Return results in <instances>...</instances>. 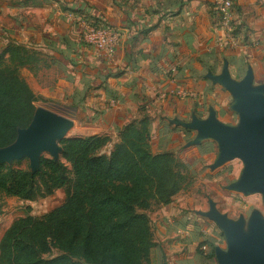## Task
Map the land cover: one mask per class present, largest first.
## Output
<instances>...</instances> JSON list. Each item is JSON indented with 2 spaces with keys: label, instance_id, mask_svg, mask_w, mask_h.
<instances>
[{
  "label": "crops",
  "instance_id": "0c3cea01",
  "mask_svg": "<svg viewBox=\"0 0 264 264\" xmlns=\"http://www.w3.org/2000/svg\"><path fill=\"white\" fill-rule=\"evenodd\" d=\"M2 1L0 26L7 30V39L38 59L19 69L35 97L34 105L69 107L76 137L108 136L106 154L118 131L143 117L148 119L154 154L172 152L178 157L209 143L187 147L195 133L172 121L189 122L192 115L203 120L210 109L223 124L237 118L228 108L229 93L206 78L208 72L219 75L225 62L231 79L240 81L250 68L253 84L264 85V0H232L236 27L232 44L218 27L215 0ZM84 18L121 32L112 66L80 42L78 20ZM6 44L0 37V54ZM109 66L120 74L102 81ZM172 66L176 71L171 81L166 72ZM180 89L191 90L196 97H160ZM78 94L85 96L80 103L73 99ZM178 195L167 205L153 204L147 211L155 245L151 264L211 262L214 257L208 254L215 247L200 252V231L207 226L216 235L218 228L197 214L202 210H179L174 203ZM34 202L0 193V239L25 214L21 207L9 205H25L35 216Z\"/></svg>",
  "mask_w": 264,
  "mask_h": 264
},
{
  "label": "trees",
  "instance_id": "16d2710c",
  "mask_svg": "<svg viewBox=\"0 0 264 264\" xmlns=\"http://www.w3.org/2000/svg\"><path fill=\"white\" fill-rule=\"evenodd\" d=\"M36 60L35 53L12 42L0 54V148L11 144L17 130L32 118L35 97L19 69ZM107 69L102 81L120 74L111 66ZM84 98L73 97L78 103ZM149 140L148 119L143 117L118 131L108 154H101L110 142L105 135L63 140L61 155L70 171L46 159H40L39 171L33 175L8 172L1 165V194L33 202L64 189L65 200L38 217L30 215L27 207L0 239V264L150 263L155 245L147 211L153 204L167 205L184 189L185 176L178 170L176 155L152 153ZM36 178L46 185L40 195L34 190ZM206 244L202 242L199 249ZM52 249L55 256L42 257ZM208 255L212 258L213 252Z\"/></svg>",
  "mask_w": 264,
  "mask_h": 264
},
{
  "label": "water",
  "instance_id": "95a60500",
  "mask_svg": "<svg viewBox=\"0 0 264 264\" xmlns=\"http://www.w3.org/2000/svg\"><path fill=\"white\" fill-rule=\"evenodd\" d=\"M206 78L229 93L228 108L237 116L236 125L219 122L212 109L206 119L192 115L189 122L173 120L172 123L195 133L187 147L204 141L215 143L216 157L211 169L232 159L240 160V176L227 188L244 195L259 193L264 203V85L253 84L250 68L240 81L231 79L226 62L219 75L208 72ZM72 127L70 119L36 108L29 124L17 130L14 141L0 148V166L25 158L31 174L37 173L41 152L57 160L62 152L57 142H61ZM197 214L213 222L224 239L226 248L213 250L216 264H264V219L257 212L246 222L242 217L233 221L209 200L208 211Z\"/></svg>",
  "mask_w": 264,
  "mask_h": 264
},
{
  "label": "rangeland",
  "instance_id": "374dc122",
  "mask_svg": "<svg viewBox=\"0 0 264 264\" xmlns=\"http://www.w3.org/2000/svg\"><path fill=\"white\" fill-rule=\"evenodd\" d=\"M5 6V1L0 0V9ZM5 34L7 30L0 26ZM7 36V35H6ZM4 38L3 35H0ZM36 108H44L52 113L68 118L72 116L71 109L69 107H58L52 105H42L37 104ZM69 119V118H68ZM237 123V118L232 121L230 126H234ZM91 130V129H90ZM191 134V133H190ZM76 131L72 128L67 132L65 137L62 139H69L76 137ZM193 135V133H192ZM85 137V136H80ZM61 141V142H62ZM61 142L58 141L57 145L61 148ZM209 143H204L203 146L199 148H190L189 152L181 156H175L178 163V170L185 176V187L179 192L180 195L176 196L175 202L178 206L177 208L181 211L191 212L192 210H202L208 211V201L214 202L216 209L225 214L229 219L236 221L238 218L242 217L245 222L249 219L252 213L257 212L264 219V203L262 200V195L259 193H252L244 195L239 192L229 190L227 187L234 183L240 176L242 170V163L238 159H232L225 162L220 167L211 169L216 153H215V143L212 141H205ZM210 146V147H209ZM62 149V148H61ZM62 152L58 154L57 160H54L48 153L41 152L40 159L51 160L55 162L62 163L67 171H70V166L62 158ZM101 154H105V148L101 151ZM6 171H16L23 170L31 174L28 167V160L21 159L13 161L10 164H5ZM40 168V167H39ZM34 190L40 195L45 192L46 185L43 179H34ZM65 200L64 189L54 192L52 195L45 198H38L34 203H32V211L35 216H41L46 212L54 209L55 207L61 205ZM11 208L21 207L25 211V205L11 204ZM26 214V212H24ZM1 214V213H0ZM18 217V214H14ZM13 215V216H14ZM12 216V217H13ZM14 216V217H15ZM170 222V220L168 221ZM220 231L218 230L216 235L211 233L210 228L203 227L200 231L201 242H207L206 250H210L213 247H220L225 249L226 245ZM202 244V243H201ZM202 247V246H201ZM200 247V249H201ZM204 252V251H203ZM57 254L55 249H52L49 254L42 255L43 258H51ZM83 262L82 259H79ZM148 264H151L148 263ZM201 264H216L215 260L211 259V262L203 261Z\"/></svg>",
  "mask_w": 264,
  "mask_h": 264
},
{
  "label": "built area",
  "instance_id": "2783aa9c",
  "mask_svg": "<svg viewBox=\"0 0 264 264\" xmlns=\"http://www.w3.org/2000/svg\"><path fill=\"white\" fill-rule=\"evenodd\" d=\"M214 11L217 16V24L223 33L224 40L229 43L235 42L233 30L234 9L232 0H215L213 4ZM79 38L83 45L94 49L108 65H113L115 60L116 50L121 39V32L104 23H95L91 20L79 19ZM0 35L6 43L10 42L2 28H0ZM175 67L172 66L167 70L169 80L172 81L173 74H175ZM175 97L179 99L195 98V92L191 90H168L161 93V98ZM202 251L206 250L205 245L201 247Z\"/></svg>",
  "mask_w": 264,
  "mask_h": 264
}]
</instances>
